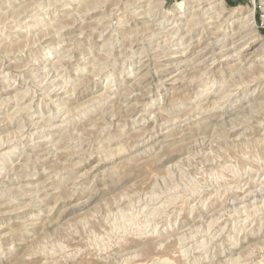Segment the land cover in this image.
<instances>
[{"label":"clouds","instance_id":"9594fccd","mask_svg":"<svg viewBox=\"0 0 264 264\" xmlns=\"http://www.w3.org/2000/svg\"><path fill=\"white\" fill-rule=\"evenodd\" d=\"M0 264H264V0H0Z\"/></svg>","mask_w":264,"mask_h":264},{"label":"rangeland","instance_id":"374dc122","mask_svg":"<svg viewBox=\"0 0 264 264\" xmlns=\"http://www.w3.org/2000/svg\"><path fill=\"white\" fill-rule=\"evenodd\" d=\"M229 6H235L234 4H230Z\"/></svg>","mask_w":264,"mask_h":264}]
</instances>
